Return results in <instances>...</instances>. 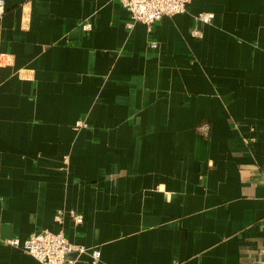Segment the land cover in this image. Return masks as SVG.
<instances>
[{"label":"crops","instance_id":"crops-1","mask_svg":"<svg viewBox=\"0 0 264 264\" xmlns=\"http://www.w3.org/2000/svg\"><path fill=\"white\" fill-rule=\"evenodd\" d=\"M3 1L0 264H40L6 243L39 230L98 264H264V0L150 28L118 0Z\"/></svg>","mask_w":264,"mask_h":264},{"label":"built area","instance_id":"built-area-1","mask_svg":"<svg viewBox=\"0 0 264 264\" xmlns=\"http://www.w3.org/2000/svg\"><path fill=\"white\" fill-rule=\"evenodd\" d=\"M129 12V26L135 22H141L149 26L162 20L166 16L184 14L188 10L191 0H118ZM4 12V1L0 0V15ZM212 13H200L197 19L202 24H209L213 19ZM82 28L89 31L93 28L90 22H83ZM192 36L199 37L200 31L193 30ZM151 47H157L156 42L150 43ZM69 217L75 224L83 223V215L74 210H58L55 219L63 225L65 218ZM10 246L22 249L34 257L40 264H75L79 256L89 253L90 264H98L101 252L97 248H87L72 244L63 230H39L32 232L25 240L18 238L6 242ZM264 254V248L261 249ZM74 255L73 257H70Z\"/></svg>","mask_w":264,"mask_h":264},{"label":"water","instance_id":"water-1","mask_svg":"<svg viewBox=\"0 0 264 264\" xmlns=\"http://www.w3.org/2000/svg\"><path fill=\"white\" fill-rule=\"evenodd\" d=\"M74 255H71L70 257H73Z\"/></svg>","mask_w":264,"mask_h":264}]
</instances>
